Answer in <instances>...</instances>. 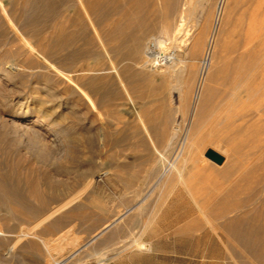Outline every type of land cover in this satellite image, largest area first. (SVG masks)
<instances>
[{"label":"rangeland","instance_id":"374dc122","mask_svg":"<svg viewBox=\"0 0 264 264\" xmlns=\"http://www.w3.org/2000/svg\"><path fill=\"white\" fill-rule=\"evenodd\" d=\"M170 5L171 0H0V229L6 233L0 237V264H47L48 252L35 235L13 242L70 197L73 204L60 213L63 226L44 225L36 233L52 249L80 239L81 259L72 264H264V134L250 141L246 155H237L239 169L201 185L197 203L181 186L151 192L155 178L171 166L165 161L176 158L173 133L187 126L194 92L186 88L182 94V86L172 84L176 78L164 80L160 68L143 73L131 50L138 38L143 59L159 39L167 41L165 53L174 50L172 38L157 30L174 20L165 16ZM181 47L180 67L191 69ZM12 61L20 68L8 76L4 68ZM217 86L218 113L231 85L222 79ZM34 92L44 122L35 105H20ZM240 100L248 103L244 94ZM26 112L37 124L33 137L20 136L13 125ZM207 148L202 159L223 168L209 161ZM255 227L261 231L246 237ZM141 234L149 252L119 247Z\"/></svg>","mask_w":264,"mask_h":264},{"label":"bare ground","instance_id":"6f19581e","mask_svg":"<svg viewBox=\"0 0 264 264\" xmlns=\"http://www.w3.org/2000/svg\"><path fill=\"white\" fill-rule=\"evenodd\" d=\"M171 15H173L174 20L172 22L170 21L171 23L168 22L169 24L164 23L157 30L159 32L163 31L165 35L167 34V37L172 38L174 42L170 41L173 44L175 43L174 50L171 53L166 50L165 53L164 50L167 49V41L159 39L149 45L148 52H146L145 58L143 59L144 56L142 57L141 54L143 39L138 38L134 41V49L131 50V55L138 59L136 64L140 65L143 73H155L156 69L160 68L162 69L160 76L164 80L167 78L169 80H171L170 78H176L171 82L172 84L177 83L182 86L180 87L182 90L179 88L182 94H185L184 92L187 91L186 88L190 92H194L192 103L190 104V116L188 117L187 126H184L185 128L182 130L177 129L178 131L173 133L174 142L176 141V143L174 146L172 145V149L174 148L175 152L177 150L176 158L173 162L169 160L165 161L168 164L170 163L171 166L168 168L165 166L163 171L155 178L154 183L151 184L152 186L150 185V189L152 192V189L155 187L163 190L172 186H181L197 203V199L203 194V192H200L202 190L201 185H204L207 179H216L217 175H221L222 173L227 175L229 172H234L239 169V165L235 161L237 155L241 154L242 156L244 153L246 155L247 152L245 150H247V147L253 145H250V141L264 134V0H171V5L167 9L165 16L169 18ZM240 20H242V25L240 24ZM241 26H243V29ZM239 29L240 31L242 29L244 32L239 33ZM157 30L155 29V31ZM238 33L241 35L240 37H237L239 36ZM235 35L238 39H235ZM181 44L185 46L184 49L186 50H183V52L186 51V57H189L193 64L191 69L189 68L191 64L190 66H188L189 64L187 65L189 70L187 67H180V64L184 63V60H179L177 56V52L182 50L180 49L182 48ZM200 58H202V61L198 66ZM18 66L13 62L9 67H6L9 70L3 67L4 73L8 76L15 75L19 71L18 68L20 67ZM222 79L227 84H230L231 88L228 93L229 100L227 99V102L225 101L221 104L220 110L217 113L216 110L219 108L217 101L222 92L217 85ZM172 84L170 85L171 88L169 87L171 90L176 86ZM182 94L181 96L183 97ZM243 94L248 103H242L240 100ZM21 97L22 95H19L16 98L18 100L17 103H21ZM39 98L38 93L34 92L31 94L30 99H25L20 105L25 106L28 103L31 106L35 105V109L38 108V114L42 113L41 119L44 122L45 118H47L43 115L44 107L40 101L35 103ZM252 98L256 99L255 102H250ZM215 112L218 114L216 116L217 118L214 117ZM21 119L22 121L20 122L22 123H17V125L15 124L16 122H13L14 127L21 132L20 136H31L30 134L34 133V131L36 133L35 125L37 124H34L36 121L29 122L28 112L22 115ZM184 122H186L185 119ZM52 135L56 141L59 140L56 133ZM183 137L184 139L181 142ZM260 140L263 143L264 140ZM170 144L171 142L169 140L167 145L169 146ZM209 146L214 147V150L207 148ZM206 148L208 149L205 153L206 157L207 152L213 150L223 158V161L218 163L207 157L209 161H213L217 166L224 164L223 168H213L207 163L208 160L204 161L202 159L203 152ZM230 158L233 159L230 160ZM146 196L148 197V195ZM72 204L73 198L70 197L49 212H45L34 220L36 221L34 225L24 228L17 235L13 243L17 244L24 237L33 234L48 252L47 264H72L73 261V263L79 262L81 259L78 257L80 239L75 238V240L68 242L60 248L52 249L48 244L49 241L47 243L45 238L39 235L40 233H36V230L44 227V225L50 228L59 229V226L61 228L63 226L61 224L64 221L61 220L60 213ZM138 207V211L141 213L142 205ZM33 210L29 211L32 212ZM132 210L133 208L129 209L125 216L106 226V228L93 236L83 247L86 248L93 244L110 227L114 226L115 223L124 220ZM35 211L33 212L35 213ZM200 211L203 213V210ZM25 213H27V209ZM126 222L128 225L131 219L126 220ZM260 231V229L255 227L246 237H252ZM50 232L52 231L50 230ZM5 236L6 233L0 229V237ZM142 236L143 234L134 236L131 239L128 238L129 241H123V245L119 247H122L123 252L133 247H136L141 252H149L151 245ZM51 243L50 245H52Z\"/></svg>","mask_w":264,"mask_h":264},{"label":"water","instance_id":"95a60500","mask_svg":"<svg viewBox=\"0 0 264 264\" xmlns=\"http://www.w3.org/2000/svg\"><path fill=\"white\" fill-rule=\"evenodd\" d=\"M207 157H209L210 159H212L218 163H221L223 161V158L219 154L214 152L213 150H209L207 152Z\"/></svg>","mask_w":264,"mask_h":264}]
</instances>
